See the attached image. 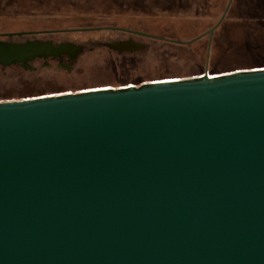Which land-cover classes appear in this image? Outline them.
I'll return each mask as SVG.
<instances>
[{"label": "water", "instance_id": "1", "mask_svg": "<svg viewBox=\"0 0 264 264\" xmlns=\"http://www.w3.org/2000/svg\"><path fill=\"white\" fill-rule=\"evenodd\" d=\"M0 264H264V67L0 100Z\"/></svg>", "mask_w": 264, "mask_h": 264}, {"label": "rangeland", "instance_id": "2", "mask_svg": "<svg viewBox=\"0 0 264 264\" xmlns=\"http://www.w3.org/2000/svg\"><path fill=\"white\" fill-rule=\"evenodd\" d=\"M75 1L0 0V34L22 32L39 26L38 23L60 27L74 22L86 25L105 22V25L125 26L167 37L169 42L150 41L151 44L136 57L101 49L84 55L72 73L42 69L40 64L37 72L20 67L3 72L0 68V96L12 94L13 88L20 87L18 84L23 82H33L43 90L34 95L60 91L61 94L101 87L117 88L154 79L186 78L205 73L217 75L264 65V0H156L161 1L153 4L156 14L147 16L132 10L135 5L128 0L125 2L127 9L121 12L68 14V8ZM183 7L185 10L180 9ZM218 13L222 15L221 27L208 45L209 31L217 23ZM81 18L85 19L81 21ZM109 34L74 33L72 37L87 40ZM19 39L15 37V40ZM55 85L65 88L55 90ZM17 97L15 95L14 99Z\"/></svg>", "mask_w": 264, "mask_h": 264}, {"label": "flooded vegetation", "instance_id": "3", "mask_svg": "<svg viewBox=\"0 0 264 264\" xmlns=\"http://www.w3.org/2000/svg\"><path fill=\"white\" fill-rule=\"evenodd\" d=\"M126 1L127 0H77L72 3V7L68 8L69 10H67L68 14L73 15H89L94 13L108 14V11L121 12V10H126ZM130 2L135 5L133 8H131L132 10H135V12L137 11V13L141 15L145 14L147 16L156 14L154 11L155 8H153V4H157L158 2L160 3L161 1L156 2V0H128V3ZM185 8L183 7L180 9L185 10ZM83 19L85 18H81V21ZM101 23L103 24L86 25L83 23L80 24L74 22L72 24H65L63 26L60 25V27H52L49 25V23H46V25L48 26H44L45 24L38 23L39 26L28 28L27 30L22 32L8 33L6 35L0 34V40L16 42L19 44L37 42L40 44L51 43L56 47L62 46L61 51L53 52L47 50L43 51L42 55L36 56L31 61V65L34 67V69L32 70H27L20 65L14 66L20 67L29 72H37L40 69L38 64H40L42 69H52L58 72L64 71L67 73H72L74 71L75 65L84 55L93 53L101 49H107L110 53H116L118 55L129 54L136 57L138 54L143 52L149 44H151L150 41H152V43L155 41L162 43L169 42V39L167 37L159 36L146 31L125 26H114L108 24L105 25V22ZM221 23L222 15L221 13H218L217 23L209 31L210 38L208 45H211L216 31L221 27ZM234 27L237 28L236 25ZM91 32H107L110 34L108 35V37L98 39L88 38L87 40H79L75 37H72L74 33ZM15 37H19L20 39L15 40ZM196 39L198 38H195V40ZM147 40H149V42ZM174 42L180 43L181 41ZM124 44H128L132 47L135 46V44H140L142 45V47L136 51L120 50L119 46ZM62 88H65V86L59 85L54 87L55 90H60Z\"/></svg>", "mask_w": 264, "mask_h": 264}, {"label": "trees", "instance_id": "4", "mask_svg": "<svg viewBox=\"0 0 264 264\" xmlns=\"http://www.w3.org/2000/svg\"><path fill=\"white\" fill-rule=\"evenodd\" d=\"M136 59V58H135ZM14 67L15 69L17 68V66H9V67H2L0 66V68L3 70V72H5L8 68H12ZM256 67H264V65L261 66H256ZM256 67H251V68H256ZM235 70V69H234ZM142 81H138L137 85L141 84ZM20 87L16 86L13 88L14 92L12 94H3L4 96H0V99L4 98L3 100H8V99H14L15 95H18V99H22L25 97H31V96H36L34 94H38L43 92V90L39 89L38 86L35 84H33V82H23V83H19L18 84Z\"/></svg>", "mask_w": 264, "mask_h": 264}]
</instances>
